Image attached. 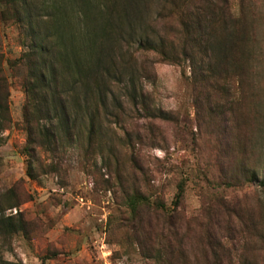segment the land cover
<instances>
[{"label": "rangeland", "instance_id": "1", "mask_svg": "<svg viewBox=\"0 0 264 264\" xmlns=\"http://www.w3.org/2000/svg\"><path fill=\"white\" fill-rule=\"evenodd\" d=\"M226 2L235 18L242 6L240 24L246 34L241 31V40H252L246 44L253 51L243 108L236 115L246 148L227 151L241 167L235 174L216 161L225 152L218 148L206 110L195 109L187 62L180 58L179 64L170 63L147 53L137 55L140 70L148 74L145 92L151 108L168 120L138 116L125 106L119 119L101 121L97 145L88 147L84 138L66 145L56 170L52 164L60 154L40 149L44 166L35 179L27 175L25 68L15 67L25 51L20 40L28 39L17 19L2 15L5 6L0 2V210L24 226L18 233L0 229L1 259L14 264H155L157 249H164L162 260H168L180 242L173 252L192 255L218 246L217 251H232L235 262L264 264V187L259 185L264 177V0ZM160 11L158 4L151 5L148 20L167 39L165 32H178L179 27L170 14L160 17ZM217 28L222 30L220 23ZM234 28L229 25L223 37H235ZM168 39L177 45L180 37ZM222 171L233 179L222 182ZM248 172L257 174L252 183L246 180ZM181 180L183 201L168 225L167 216L155 215L156 204L171 213ZM134 192L148 196L149 207L132 212L126 195ZM141 229L156 235L170 230L172 237L146 249ZM175 256L183 263L180 253Z\"/></svg>", "mask_w": 264, "mask_h": 264}, {"label": "trees", "instance_id": "2", "mask_svg": "<svg viewBox=\"0 0 264 264\" xmlns=\"http://www.w3.org/2000/svg\"><path fill=\"white\" fill-rule=\"evenodd\" d=\"M0 2L5 6L2 15L17 19L28 39L20 40L25 51L15 67L25 68L21 80L26 95L22 115L28 136L25 152L30 157L27 168L30 178H36L38 169L43 171L40 149L47 148L52 153L60 154L54 156L52 167L56 170L64 159L61 156L66 151V145L81 138L86 140L88 147L97 145L101 121L105 118L119 119L125 114V106H130L138 116L168 120L161 110L151 108L149 95L145 92L143 81L148 79V74L140 70L137 55L147 53L160 55L170 63L179 64L180 58L187 62L195 91V109L198 113L206 110L215 127L218 148L222 147L225 152V157L218 154L216 161L229 173L235 174L236 169L241 168L234 164L227 153L231 149L246 148L236 115L243 108L241 96L253 51L246 44L252 40H241L246 34L240 24L241 5V15L235 18L228 11L226 0ZM157 4L161 10L160 17L167 13L176 20L178 32L165 33L168 36L179 35V44L175 45L166 35L167 39L160 36L153 26V20H148L150 6ZM219 23L222 30L217 28ZM231 24L235 27V37L229 33L223 40ZM218 119L221 120L215 124L214 121ZM138 170L141 169L138 167ZM256 176V172H248L246 180L252 183ZM231 179L233 176L228 178L227 173L222 171V182ZM259 185L264 187V177ZM184 193L185 183L181 180L176 185L171 213L157 203L155 215L167 216L166 222L170 225L169 219L182 203ZM126 197L134 213L140 207L150 205L148 196L144 194L134 192ZM3 211L0 210V229L3 232L18 233L24 230L23 225H17L21 221L14 223L12 218L2 215ZM177 231L174 232L175 239ZM160 234L156 235L154 231L146 233L141 229L144 247L149 249L153 244L171 240L170 230H160ZM229 239L233 240L232 237ZM179 246L180 242L170 250L168 260H162V248L153 253L155 259H150L155 264H248L240 259L235 262L228 248L217 251L218 246H215L217 250L210 246L203 253L184 255L182 250L173 252ZM179 253L183 263L175 256H179ZM0 264L14 263L0 258Z\"/></svg>", "mask_w": 264, "mask_h": 264}]
</instances>
